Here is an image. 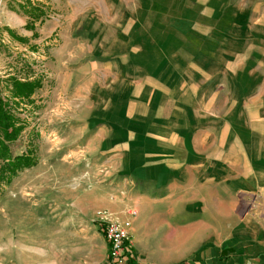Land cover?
<instances>
[{
    "label": "crops",
    "instance_id": "obj_1",
    "mask_svg": "<svg viewBox=\"0 0 264 264\" xmlns=\"http://www.w3.org/2000/svg\"><path fill=\"white\" fill-rule=\"evenodd\" d=\"M121 1L122 15L114 11L118 0H103L100 11L89 4L76 8L63 33L92 54L86 71L91 83L105 82L85 97L82 108L90 116L86 130L100 133L82 141L84 154L55 155L48 164L21 171L0 196L1 204L9 207L5 193L27 192L30 178L49 180L38 182L34 198H25L47 206L54 217L48 257H41L46 250L40 247V259L49 261L38 264H73L74 238L80 258L106 264L109 246L99 224L106 218L129 222L137 264H184L198 253L205 262L215 260L243 239L254 242L256 257L264 258V219L252 213L264 210V24L254 28L247 22L235 30L233 14L220 11L208 16L209 26L193 10L192 19L184 21L179 6L184 0H175L178 28L165 32L162 26L143 27L135 0ZM212 4L222 7L218 0ZM171 52L175 61L168 63ZM180 64L183 69L170 74L168 66ZM186 83L197 85L183 99L196 106L193 100L208 98L211 103L203 108L226 111L225 119L206 125L203 138L199 127L185 126L189 112L174 109V92L180 97V90L173 86ZM105 90L107 108L101 106ZM74 167L81 178L75 189ZM253 195L263 201L250 209ZM76 208L81 217L73 216ZM39 223L24 220L20 226L47 230Z\"/></svg>",
    "mask_w": 264,
    "mask_h": 264
},
{
    "label": "rangeland",
    "instance_id": "obj_2",
    "mask_svg": "<svg viewBox=\"0 0 264 264\" xmlns=\"http://www.w3.org/2000/svg\"><path fill=\"white\" fill-rule=\"evenodd\" d=\"M150 1L151 4L149 5V0H143V2L142 0H135L136 8L143 17V27L150 29L153 24V28L162 26L163 29L167 30L165 32L169 30L174 33L178 28L175 24V12L180 11L178 10L179 7L177 9L176 1L171 0L170 3L169 0ZM218 1L222 2V7L219 10H216L212 0L182 1L183 3L179 6L184 11L181 14L186 16L184 21L192 19L191 10H193L197 14L201 12V15H198L201 23H208L206 26H209L208 16L213 15L215 11H220V15L224 13L233 14L235 30L247 22L246 25L254 28H260L264 24V19H262L264 0ZM118 2L114 11L119 10L120 15H122L126 9L121 0H118ZM88 4L100 11L103 7V0H0V90L4 99L10 100L11 104L17 101L12 98L10 81L13 76L22 80L40 79L42 83L30 100H19L20 104L13 107L15 113L26 125L19 138L9 143L13 157L31 152L37 160V165L39 163L43 164L45 161L44 164H48L49 160L47 158L72 154L73 152L84 154L85 152H82V141L95 137L100 133L97 128L86 130L90 116L85 115L82 108L84 107L85 97L92 96L105 82L99 77L97 79H101L100 81L91 83L86 71L92 54L75 47L74 43L76 42L72 39L68 40L67 35L63 34L68 30V23L74 10L84 8ZM140 6L141 9H139ZM239 18H242L243 21ZM157 22L160 25L159 23L156 24ZM174 38L175 36H173ZM74 48L76 49L74 50ZM173 52L168 56V63L175 61L172 59V55L175 54ZM98 59L101 61L105 58ZM179 68L180 70L183 69V65L168 66L170 74ZM195 85L197 84L188 85L186 83L183 88H177L176 84L173 86L176 87L175 91L180 90V97H177L178 93L174 92V109L177 110L179 107L187 110L189 121L185 120V126L192 130L194 126L199 127L201 129L199 132L200 137L203 138L206 136L205 132L208 133L204 130L206 125L210 122H216V118L225 119L226 111L223 107L217 109L203 108L211 103L208 98L193 100L197 107L194 106L191 100L183 99L185 91L195 90ZM173 87L171 88L172 91ZM218 91L223 93L224 88L222 87ZM107 93V90H105L102 94L101 106L104 108L109 105ZM172 98L173 93L167 100L172 101ZM189 101L190 104H187ZM130 117L128 115L125 120L127 124L130 122ZM211 132L213 133L214 129ZM1 164H3L2 161ZM76 165L79 166V164ZM45 169L47 168L40 167L38 171H44ZM74 170L73 188L75 189L78 187L81 178L75 167ZM6 175L8 178L9 173H6ZM12 179L3 183L2 193L14 182ZM99 179H101V176ZM28 181H31L30 184L27 183L29 188L27 192L23 189L22 196L18 195L17 197L11 194L7 196L6 193L3 195L4 199L9 202L8 208L1 204L0 198V264H34V262L38 264V262L48 263L49 261V258L40 259V252H42L40 247H44L46 250L41 257H48L52 246L50 245L52 232L48 228H52L50 222L54 217L50 215V209L47 206L43 208V206L38 205L36 199L32 200V202H35L32 204L25 199L34 198L32 196L34 192H38V189H36L38 182L48 184L49 180L46 178L44 181L47 182H43V179L33 180L30 178ZM86 181L84 185L88 186L89 182ZM95 181L97 180H92L91 184H94ZM20 185H22L19 186L21 188L26 186L24 179L21 180ZM42 191L43 189L40 193H46V190ZM75 195H78L76 191H74ZM262 201V198H258L256 195L249 196L250 209L253 208L254 202L262 203ZM76 209H74L73 216L81 217L80 213L76 216L79 211L78 208ZM252 213L264 219V210L259 209V207L254 209ZM24 220L31 221L36 226L41 222L47 225L45 227L47 230L39 232L36 228L21 227V221ZM44 221L47 223L45 224ZM26 223L29 225V222ZM103 235L105 236L104 233ZM246 240L243 239L238 248L236 244L233 249H223L221 255L218 254L215 260L212 258L205 262L199 257L198 253L196 257H192L184 264H264V258L256 257L255 252L258 249L256 250L255 243ZM73 241V264H89L85 258H80L82 250L80 243L76 238ZM109 255L106 264H120L113 261L110 250ZM228 257L234 259L229 260ZM59 260L62 263L64 262L62 259Z\"/></svg>",
    "mask_w": 264,
    "mask_h": 264
},
{
    "label": "trees",
    "instance_id": "obj_3",
    "mask_svg": "<svg viewBox=\"0 0 264 264\" xmlns=\"http://www.w3.org/2000/svg\"><path fill=\"white\" fill-rule=\"evenodd\" d=\"M12 104L10 100L4 99L0 90V196L2 194L3 183L10 181L26 168L33 167L37 164L33 153L26 152L13 157L9 143L19 138L22 131L25 129V123L15 113L14 108L20 104L19 100H30L35 91L41 87L40 79H19L13 76L11 78ZM1 161L3 164H1ZM6 173H9L7 178ZM100 230L105 234L107 224L99 221ZM109 250L111 244L108 242ZM125 249L122 253L123 262L125 264H137L134 256L133 247L128 240H124ZM110 257V255H109Z\"/></svg>",
    "mask_w": 264,
    "mask_h": 264
},
{
    "label": "built area",
    "instance_id": "obj_4",
    "mask_svg": "<svg viewBox=\"0 0 264 264\" xmlns=\"http://www.w3.org/2000/svg\"><path fill=\"white\" fill-rule=\"evenodd\" d=\"M101 221L107 224L105 237L111 244L110 252L113 261L121 264L124 261L123 257L121 256L125 249L124 240L130 241V224L127 221H118L108 218Z\"/></svg>",
    "mask_w": 264,
    "mask_h": 264
}]
</instances>
